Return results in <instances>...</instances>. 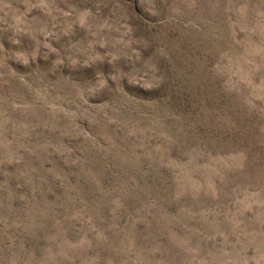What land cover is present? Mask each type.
<instances>
[{
  "label": "rangeland",
  "instance_id": "obj_1",
  "mask_svg": "<svg viewBox=\"0 0 264 264\" xmlns=\"http://www.w3.org/2000/svg\"><path fill=\"white\" fill-rule=\"evenodd\" d=\"M0 264H264V0H0Z\"/></svg>",
  "mask_w": 264,
  "mask_h": 264
}]
</instances>
